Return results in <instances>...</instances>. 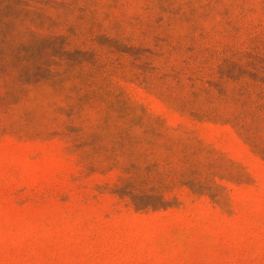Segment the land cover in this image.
<instances>
[{
  "label": "rangeland",
  "instance_id": "374dc122",
  "mask_svg": "<svg viewBox=\"0 0 264 264\" xmlns=\"http://www.w3.org/2000/svg\"><path fill=\"white\" fill-rule=\"evenodd\" d=\"M0 264H264V0H0Z\"/></svg>",
  "mask_w": 264,
  "mask_h": 264
}]
</instances>
